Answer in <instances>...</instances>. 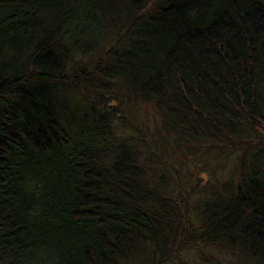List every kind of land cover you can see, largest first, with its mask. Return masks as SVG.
Segmentation results:
<instances>
[{
  "label": "trees",
  "instance_id": "obj_1",
  "mask_svg": "<svg viewBox=\"0 0 264 264\" xmlns=\"http://www.w3.org/2000/svg\"><path fill=\"white\" fill-rule=\"evenodd\" d=\"M167 135L239 150L234 179L184 196ZM194 245L264 264V0H0V264Z\"/></svg>",
  "mask_w": 264,
  "mask_h": 264
},
{
  "label": "rangeland",
  "instance_id": "obj_2",
  "mask_svg": "<svg viewBox=\"0 0 264 264\" xmlns=\"http://www.w3.org/2000/svg\"><path fill=\"white\" fill-rule=\"evenodd\" d=\"M143 110L144 108L140 110V113ZM121 112H127V107L123 106ZM144 112L147 121L145 124L149 128V132H153L155 128H160L157 110L152 108ZM131 133L130 128H121L122 135H130ZM174 138V136L167 135L168 144L164 155L168 156L174 162L175 168L178 169L177 176L174 173L172 177L180 184V192L184 196L188 193L192 194L190 198L194 202L209 199L214 189L220 188L223 183L234 179L233 176L238 171L239 150H230L218 146L208 147V143L203 140L185 145L176 142ZM142 152H146L144 147H142ZM175 264L246 263L224 247L194 245L185 248Z\"/></svg>",
  "mask_w": 264,
  "mask_h": 264
}]
</instances>
